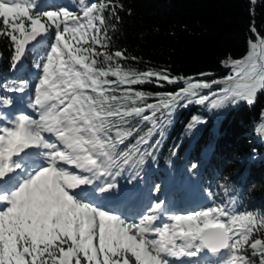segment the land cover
Masks as SVG:
<instances>
[{
    "label": "snow or ice",
    "instance_id": "1",
    "mask_svg": "<svg viewBox=\"0 0 264 264\" xmlns=\"http://www.w3.org/2000/svg\"><path fill=\"white\" fill-rule=\"evenodd\" d=\"M77 3L73 12L42 9L39 0H0V38L12 51L10 70L22 67L29 52L37 70L34 85L28 79L0 83L5 93L25 94L34 113L8 118L0 111V264H202V253L218 257L217 264H257L253 258L264 264V215L224 205L169 213L159 200L127 219L76 192L89 186L116 194V177L146 162L160 143L153 136H163L182 108L253 106L264 92V37L253 25L256 39L242 58L221 61L230 68L222 78L141 72L121 63L136 57L109 50L105 13L118 19L123 5ZM49 35L43 51L38 45ZM165 83L178 87H137ZM12 104V96L0 95V109ZM201 123L206 121L193 116L187 128ZM254 131L264 139V109Z\"/></svg>",
    "mask_w": 264,
    "mask_h": 264
},
{
    "label": "trees",
    "instance_id": "2",
    "mask_svg": "<svg viewBox=\"0 0 264 264\" xmlns=\"http://www.w3.org/2000/svg\"><path fill=\"white\" fill-rule=\"evenodd\" d=\"M70 3L50 1L42 9L66 7L77 10V0ZM98 2V0H89ZM118 19H108L110 51L121 50L127 68L137 71L167 69L173 76H198L212 73L206 79L222 78L230 68L221 61L242 58L248 41L255 40L251 31L264 37V0H115ZM52 42L49 35L38 45ZM43 51L41 54H43ZM12 51L0 38V83L28 79L30 82L35 57L30 52L23 68L10 70ZM147 91H174L177 85L165 83L137 86ZM0 95H9L0 89ZM264 92L249 107L241 103L219 110L200 105L182 108L164 126L163 136H153L160 143L149 149L150 156L138 168L125 167L117 182L130 181L138 190L155 201L164 200L178 209L182 201L198 195L206 197L199 209L224 205L237 213L264 215V139L254 131L261 123ZM193 116L206 123L187 128ZM134 142V138L127 144ZM125 146H121L124 148ZM147 147V146H145ZM195 164L196 167L192 168ZM139 171L135 179L131 177ZM159 185V192L155 187ZM184 210V209H183ZM257 259L258 264V258Z\"/></svg>",
    "mask_w": 264,
    "mask_h": 264
},
{
    "label": "rangeland",
    "instance_id": "3",
    "mask_svg": "<svg viewBox=\"0 0 264 264\" xmlns=\"http://www.w3.org/2000/svg\"><path fill=\"white\" fill-rule=\"evenodd\" d=\"M44 1V4L43 5H46L47 3H49L50 1L52 0H39V6L40 8L42 7V4L41 2ZM59 1H62V2H66V3H70L71 4V7H73V5L76 3L75 0H59ZM73 12H77V10H71ZM46 40V38L44 39ZM16 72V71H14ZM32 77H31V82L33 85L35 83V80H36V75H37V70L34 68L33 71H32ZM31 91V90H30ZM10 96L13 97V101H15L16 103L12 104V106L10 107H7V108H3V109H0V111H3L8 118H11L14 114H18L20 112H27L28 114L30 115H34V113L32 112L31 109H29L27 107V99H26V95L25 94H19V93H11ZM0 123H3V121H0ZM131 191L133 194H137L136 197H137V210H129V212H125V214H123V216L127 219H136L138 217V215L144 210L146 209V207L152 203V199L147 195V194H144L145 192L143 191H137L135 188H131ZM206 199V197H200L198 195L194 196L193 198H190L188 199L187 201H182V203L184 204V210L181 208V209H177V207L175 208L173 205L170 204V207H169V213H179V214H187V213H190V212H193V211H199L198 210V207L196 208L197 202H204V200ZM192 200H194L192 203H190ZM97 204V203H95ZM97 205H100L106 209H109L111 210L112 207H109V206H103V203H99ZM201 257H202V264H217V260H218V257H211L209 259H207V257L204 255V253L201 254ZM182 260H185L186 261V258H182ZM181 264V263H179Z\"/></svg>",
    "mask_w": 264,
    "mask_h": 264
},
{
    "label": "water",
    "instance_id": "4",
    "mask_svg": "<svg viewBox=\"0 0 264 264\" xmlns=\"http://www.w3.org/2000/svg\"><path fill=\"white\" fill-rule=\"evenodd\" d=\"M33 43H35V42H33ZM30 48H31V45L29 46ZM30 53V52H29ZM28 53V54H29ZM28 54H26V56L28 55ZM26 56H25V58H26ZM25 58H24V60H25ZM24 60H23V62H22V64L24 63ZM20 67V65H18V68ZM207 255H209V256H211V254H209V253H207Z\"/></svg>",
    "mask_w": 264,
    "mask_h": 264
}]
</instances>
